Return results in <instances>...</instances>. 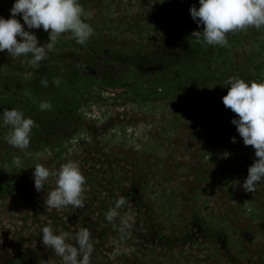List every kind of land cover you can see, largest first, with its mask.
<instances>
[{"label":"rangeland","instance_id":"rangeland-1","mask_svg":"<svg viewBox=\"0 0 264 264\" xmlns=\"http://www.w3.org/2000/svg\"><path fill=\"white\" fill-rule=\"evenodd\" d=\"M80 3L95 30L86 45L62 34L38 69L30 56L0 52V113L19 109L38 125L23 152L0 127V264H62L41 242L49 224L88 228L92 264H264V184L253 193L236 184L255 154L221 99L229 79L264 80V28L207 46L191 37L203 27L189 12L199 0ZM12 4L0 0L5 19ZM29 31L48 40L42 28ZM44 101L52 111L40 110ZM67 160L86 178L85 207L49 210L54 178L37 192L33 167ZM121 196V215L135 221L123 236L119 219H105Z\"/></svg>","mask_w":264,"mask_h":264},{"label":"clouds","instance_id":"clouds-1","mask_svg":"<svg viewBox=\"0 0 264 264\" xmlns=\"http://www.w3.org/2000/svg\"><path fill=\"white\" fill-rule=\"evenodd\" d=\"M9 12L7 19L0 15V52L6 51L12 58L30 56L26 62L37 69L55 50L62 34H70L77 44L83 46L95 31L88 22L91 14L85 12L80 0H13ZM189 12L197 26H203L202 30H194L191 37L195 38L196 43L207 46L225 47L229 43V33L264 28V0H199V6H190ZM18 15L22 17L23 25L17 19ZM25 26L29 30L42 28L48 33V40L40 43L37 35L25 30ZM41 83L47 86V80ZM225 85L228 90L221 98L222 103L235 114L231 123L235 125L243 144L252 146L255 154V159L248 166L246 178L236 184L244 192L253 193L258 185L264 184V80L246 81L236 77L226 81ZM39 108L41 111H52L53 105L44 101L39 104ZM5 126L9 128L6 142L21 152L29 147L32 130L38 127L36 121L15 108L0 113V127ZM230 139L236 143L235 136ZM12 165L19 170L25 168L19 156L13 158ZM50 178H54L55 187L47 192L44 199L49 210L85 207L86 178L77 161L67 160L57 170L42 164L33 167L34 188L37 192L44 191L45 183ZM127 204L128 199L121 196L105 213L108 222L119 219L122 236L130 234L135 223L130 213H120V209ZM41 242L61 258L62 264H92L94 243L88 228H80L74 233L57 232L49 224L41 228ZM120 253L121 248L117 246L110 258Z\"/></svg>","mask_w":264,"mask_h":264},{"label":"trees","instance_id":"trees-1","mask_svg":"<svg viewBox=\"0 0 264 264\" xmlns=\"http://www.w3.org/2000/svg\"><path fill=\"white\" fill-rule=\"evenodd\" d=\"M185 2V1H184Z\"/></svg>","mask_w":264,"mask_h":264}]
</instances>
